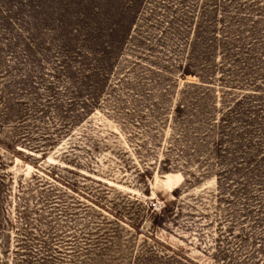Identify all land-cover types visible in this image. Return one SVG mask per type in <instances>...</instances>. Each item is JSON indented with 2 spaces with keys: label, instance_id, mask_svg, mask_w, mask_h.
<instances>
[{
  "label": "rangeland",
  "instance_id": "1",
  "mask_svg": "<svg viewBox=\"0 0 264 264\" xmlns=\"http://www.w3.org/2000/svg\"><path fill=\"white\" fill-rule=\"evenodd\" d=\"M0 264H264V0H0Z\"/></svg>",
  "mask_w": 264,
  "mask_h": 264
},
{
  "label": "bare ground",
  "instance_id": "2",
  "mask_svg": "<svg viewBox=\"0 0 264 264\" xmlns=\"http://www.w3.org/2000/svg\"><path fill=\"white\" fill-rule=\"evenodd\" d=\"M170 176V175H169ZM169 176H168V178H169Z\"/></svg>",
  "mask_w": 264,
  "mask_h": 264
}]
</instances>
